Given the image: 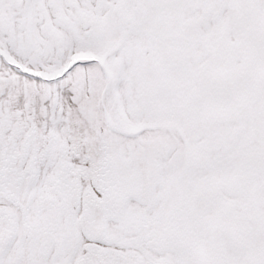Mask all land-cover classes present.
Here are the masks:
<instances>
[{"label":"snow or ice","instance_id":"1","mask_svg":"<svg viewBox=\"0 0 264 264\" xmlns=\"http://www.w3.org/2000/svg\"><path fill=\"white\" fill-rule=\"evenodd\" d=\"M0 264H264V0H0Z\"/></svg>","mask_w":264,"mask_h":264}]
</instances>
